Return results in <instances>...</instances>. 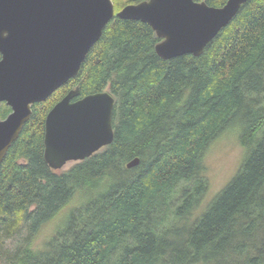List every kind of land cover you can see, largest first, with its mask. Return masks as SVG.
Masks as SVG:
<instances>
[{"label": "trees", "instance_id": "trees-1", "mask_svg": "<svg viewBox=\"0 0 264 264\" xmlns=\"http://www.w3.org/2000/svg\"><path fill=\"white\" fill-rule=\"evenodd\" d=\"M158 42L113 17L78 75L33 105L0 165V264H264V0H247L198 57L162 60ZM75 86L114 97L113 141L51 170L45 117ZM227 132L243 156L203 204L205 152Z\"/></svg>", "mask_w": 264, "mask_h": 264}, {"label": "water", "instance_id": "water-1", "mask_svg": "<svg viewBox=\"0 0 264 264\" xmlns=\"http://www.w3.org/2000/svg\"><path fill=\"white\" fill-rule=\"evenodd\" d=\"M247 0H148L114 15L111 0H0V103L11 113L0 119V165L42 103L74 79L92 46L113 17L141 21L163 41L155 52L162 60L200 56L237 15ZM70 90L47 113L43 158L51 170L81 162L113 141L114 97L102 91L78 98ZM135 158L127 168L137 166Z\"/></svg>", "mask_w": 264, "mask_h": 264}, {"label": "rangeland", "instance_id": "rangeland-1", "mask_svg": "<svg viewBox=\"0 0 264 264\" xmlns=\"http://www.w3.org/2000/svg\"><path fill=\"white\" fill-rule=\"evenodd\" d=\"M242 156L243 150L239 146L234 132L223 134L207 148L204 156V165L208 187L203 204L218 193L231 179L240 165ZM74 164L72 162L67 163L61 170L66 171ZM54 225L53 222L42 229L38 243L52 233Z\"/></svg>", "mask_w": 264, "mask_h": 264}, {"label": "flooded vegetation", "instance_id": "flooded-vegetation-1", "mask_svg": "<svg viewBox=\"0 0 264 264\" xmlns=\"http://www.w3.org/2000/svg\"><path fill=\"white\" fill-rule=\"evenodd\" d=\"M111 1H112L113 8H114V15H116L118 12H120L123 8H125V7H127V6H137V5H140L141 3L148 2V0H123L122 4H121L120 6L117 7V6H115L114 0H111ZM207 1H208V0H206V3H207ZM198 2H199V0H198ZM138 22H141V21H138ZM141 23H142V22H141ZM145 24H146V23H145ZM146 25H148V24H146ZM148 26H149V25H148ZM149 27H150V26H149ZM152 31H153V30H152ZM153 32H154V31H153ZM154 34H155V32H154ZM155 36H156V34H155ZM156 38H158V37L156 36ZM158 39H159V42H158L157 44H159L160 42L163 41L162 38H158ZM155 47H156V46H155ZM0 60H1V55H0ZM63 86H64V85H63ZM76 87H78V86H75L74 89H75ZM74 89H73V88L68 89V90L66 91L65 95H66L70 90H74ZM79 92H80V91H79ZM65 95H64V96H65ZM64 96H63V97H64ZM63 97H62V98H63ZM62 98H61V99H62ZM78 98H81L80 95H79ZM61 99H60V100H61ZM60 100H59V101H60ZM0 104H3V105L6 106L5 103H0ZM55 104H56V103H55ZM55 104H54V105H55ZM54 105H53V106H54ZM6 107L9 108L8 106H6ZM32 107H33V106H32ZM9 109H10V108H9ZM51 109H52V108H51ZM51 109H50V110H51ZM31 110H32V108H31ZM50 110H49V111H50ZM10 113H11V110H10V112L8 113V115H9ZM8 115H7V116H8ZM7 116H6V117H7ZM6 117H5V118H6ZM5 118H4V119H5ZM0 119H1V118H0Z\"/></svg>", "mask_w": 264, "mask_h": 264}, {"label": "bare ground", "instance_id": "bare-ground-1", "mask_svg": "<svg viewBox=\"0 0 264 264\" xmlns=\"http://www.w3.org/2000/svg\"><path fill=\"white\" fill-rule=\"evenodd\" d=\"M47 99H48V98H47ZM47 99H46V100H47ZM46 100H45V101H46Z\"/></svg>", "mask_w": 264, "mask_h": 264}]
</instances>
